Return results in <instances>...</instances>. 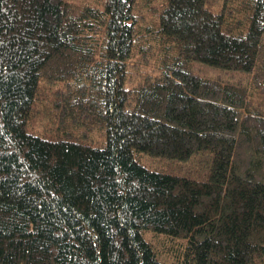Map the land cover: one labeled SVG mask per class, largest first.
I'll return each mask as SVG.
<instances>
[{
  "label": "trees",
  "instance_id": "16d2710c",
  "mask_svg": "<svg viewBox=\"0 0 264 264\" xmlns=\"http://www.w3.org/2000/svg\"><path fill=\"white\" fill-rule=\"evenodd\" d=\"M140 2L0 0V264H264V0H162L145 30ZM198 153L202 179L140 162Z\"/></svg>",
  "mask_w": 264,
  "mask_h": 264
},
{
  "label": "rangeland",
  "instance_id": "374dc122",
  "mask_svg": "<svg viewBox=\"0 0 264 264\" xmlns=\"http://www.w3.org/2000/svg\"><path fill=\"white\" fill-rule=\"evenodd\" d=\"M67 2L73 4L77 8H81L84 5H94L99 8H102L104 5L105 0H66ZM162 1V0H161ZM160 0H151L150 3H142L140 2L138 5L137 12L133 13L137 18V23L142 28V30H145L146 27L152 25V20L155 17V13H157L160 10ZM145 43L152 42L149 37L143 36V34L140 36ZM155 57L160 58L162 56V52L158 51L155 52ZM150 66H148L149 68ZM193 72L198 74L199 76L205 77V78H211V79H218V81L222 83H232L234 81H237V73L236 72H230L227 70H221L212 68L206 65H200L199 63H193ZM147 70H135L129 74V79L127 81V84H134L138 78H141V74H145L142 72H146ZM66 132H69L68 137H70L72 140L76 141H82L85 143H89L93 146H101L105 142V133L104 130H100L98 127L94 128H81L79 130H73L66 128ZM56 133V132H54ZM65 134V133H62ZM42 137H48L50 136V133H43L38 134ZM148 160V162H147ZM141 164L146 166L147 168L155 171H161V172H168L172 174L177 175H184L188 177H193L197 179H202L205 177L206 171H207V155L204 153H198L193 155L188 160L179 161V160H169L166 158H157V157H150L148 155H142V158L140 160ZM145 233H151L146 234ZM154 233L150 231L144 232V237L152 241L153 243H161L159 239H156L157 237H153ZM161 239L163 236L161 234H154ZM151 242V243H152ZM152 243V244H153ZM169 244V242L166 243V245ZM158 260L162 264H176L171 254L167 251H165L162 246L161 249H158L155 247Z\"/></svg>",
  "mask_w": 264,
  "mask_h": 264
}]
</instances>
